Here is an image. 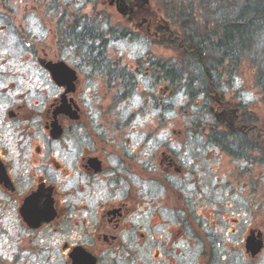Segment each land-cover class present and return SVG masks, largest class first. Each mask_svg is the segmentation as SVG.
I'll return each instance as SVG.
<instances>
[{
	"label": "flooded vegetation",
	"instance_id": "af4514ba",
	"mask_svg": "<svg viewBox=\"0 0 264 264\" xmlns=\"http://www.w3.org/2000/svg\"><path fill=\"white\" fill-rule=\"evenodd\" d=\"M104 6L123 24L117 31L109 26V34L159 47L175 37L150 0ZM91 22L94 33L80 30V21L67 28L66 45H73L67 53L31 50L42 78L22 77L7 62L12 49L3 45L6 26H0V227L16 233L13 264H228L230 248L254 264L264 251V230L257 213L245 219L243 176L236 184L216 176L213 194L209 181L215 156L259 159L258 127L247 126L240 107L227 105L212 81L203 91L215 106L204 121L191 112L174 122L183 125H158L164 121L158 116L153 126L146 118L134 128L132 113L110 107L95 118L85 108L84 95H95L84 81L105 76L123 101L132 74L125 64L104 62L98 46L78 44L86 34L101 37ZM58 62L68 67L60 81L49 68ZM255 241L262 242L258 251L250 247Z\"/></svg>",
	"mask_w": 264,
	"mask_h": 264
},
{
	"label": "rangeland",
	"instance_id": "374dc122",
	"mask_svg": "<svg viewBox=\"0 0 264 264\" xmlns=\"http://www.w3.org/2000/svg\"><path fill=\"white\" fill-rule=\"evenodd\" d=\"M102 1L107 0H2L0 26L2 24L6 26L2 32L3 45L12 49L11 58L7 62L17 64L13 67L20 70L22 77L28 74L42 78L40 71L34 65V54L29 55L31 50L36 47L37 53L43 48L49 52L54 50L60 54L67 53V48L73 46L66 45L68 42L67 28L80 21L84 25V28L80 30L84 29L87 33L86 31L93 27L91 20H94L96 21L95 26L99 27L98 32L101 37L96 40L94 35V40L86 34L82 39V44L76 40H73L74 43L86 47L98 46L104 54V62L111 61L121 66L125 64L132 74L129 94L123 101L119 100V94H116L115 88L110 87L105 76L96 77V80L92 82L84 81V88L90 89L95 95V98H91L88 94L90 91L84 95L85 108L91 109L95 113L93 115L95 118L110 107L109 109L119 111L122 116L132 113L134 128L143 127L146 118H148L146 125L153 126L158 121V116L164 117L163 123L158 125L165 127L183 125L184 123L174 122L187 121L191 118V112H196L203 121L207 120L208 112L213 110L215 105L203 91L206 88V82L202 81V71L198 65L180 62L176 51L159 47V45L154 46L151 40L148 41L140 36L125 38L117 32L109 34V26H114L117 31L122 30L123 24L116 15L117 13L108 10L107 6L101 7ZM167 1L150 0V7L166 20L168 19L172 35L182 36L185 34L184 28H191L193 36L198 38L205 31L213 29L209 20H213L214 16L209 15L208 9L205 10L197 2L193 3L194 12L191 15L181 17L178 15L180 10L171 6ZM32 7L36 9L33 10ZM171 15L174 16L176 23L172 22V19L170 22ZM185 20L191 23L185 25ZM91 31L95 32L93 29ZM73 34L75 33L70 31L68 38H73ZM263 53L261 50H258V53L254 51L249 58H242L237 65H229L225 61L222 65H217L218 69L210 75V79L218 83L217 90L223 101L227 105L234 104L240 107L245 117L244 123L247 126H254L253 128L257 126L259 135L262 133L264 139V93L257 84V73L264 61ZM141 62L143 64L140 66V71L136 73L134 66ZM157 63L162 66L157 68ZM145 67H149L148 74L144 72ZM119 68L123 67L119 66ZM164 86H168V89L163 90ZM169 89H172V92ZM161 113L163 114L160 115ZM252 131L254 136L257 131ZM250 139V143L253 144V138ZM200 141L197 140V143ZM259 147V159L256 161L252 160L254 156L256 158L252 151L250 153L252 161L240 160L231 156L218 159L215 156L210 162L214 169L210 173L209 186L211 185V194H213L212 185L218 180L216 176H220L222 181L227 179L236 184L238 176L242 175L246 184L245 219L249 220L257 213L258 218L263 222L264 230V143L261 142V138ZM252 185H254V191L251 194ZM221 192L219 190L220 194ZM237 198L235 195L233 200ZM1 228L3 227H0V264H13V253L17 249L14 242L16 233L11 230L5 232ZM234 238L229 245L236 243ZM227 263L250 264L247 258L240 257L239 251L231 248L228 251ZM254 264H264V251Z\"/></svg>",
	"mask_w": 264,
	"mask_h": 264
},
{
	"label": "trees",
	"instance_id": "16d2710c",
	"mask_svg": "<svg viewBox=\"0 0 264 264\" xmlns=\"http://www.w3.org/2000/svg\"><path fill=\"white\" fill-rule=\"evenodd\" d=\"M167 2L180 10L178 15L181 17L189 16L194 12L195 2L205 10L208 9L209 15L214 16L213 20H209L213 25L211 31L207 30L197 38L191 33V28L190 30L184 28L185 34L173 38L166 37L163 44L164 47L178 53L180 62L197 64L202 71V81L206 82L205 84H211L210 75L217 71V65H222L225 61L229 65H237L242 58H249L254 51L264 52V0H168ZM173 17L171 15L170 22L172 19V22L176 23ZM190 23L185 20L184 24ZM257 78V84L264 93V61L259 67ZM249 133L252 135L253 131ZM260 138L264 143L262 133Z\"/></svg>",
	"mask_w": 264,
	"mask_h": 264
},
{
	"label": "water",
	"instance_id": "95a60500",
	"mask_svg": "<svg viewBox=\"0 0 264 264\" xmlns=\"http://www.w3.org/2000/svg\"><path fill=\"white\" fill-rule=\"evenodd\" d=\"M141 4L145 5L148 4L149 0H140ZM47 66V63L45 64ZM56 65L57 70L53 69V67ZM63 67L68 68L66 65H64L63 62H58V63H54L52 65H49V68L52 69V73H53V79L56 81H60L63 78ZM251 249L253 251H258L261 247H262V242L261 241H255L252 242L250 244Z\"/></svg>",
	"mask_w": 264,
	"mask_h": 264
}]
</instances>
